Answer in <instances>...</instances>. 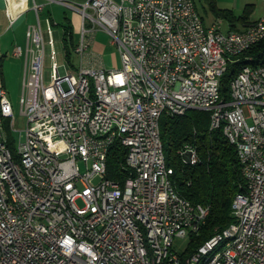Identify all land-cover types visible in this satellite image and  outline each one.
<instances>
[{
	"label": "built area",
	"instance_id": "built-area-1",
	"mask_svg": "<svg viewBox=\"0 0 264 264\" xmlns=\"http://www.w3.org/2000/svg\"><path fill=\"white\" fill-rule=\"evenodd\" d=\"M134 1L135 8H126V0L71 5L81 26L73 49L78 64L70 68L51 36L53 20L46 18L42 30L34 3L37 21L27 26L25 46L13 49L23 58V129L0 87V117H6L0 125L10 128L9 136L0 135V167L10 179L9 194L0 185V264H142L135 230L129 226V235H122L113 226V219L128 224L129 212L147 219L163 264H178L174 237L186 236L184 227L200 230L209 207L190 202L188 210H177L171 203L153 116L158 107H166V115L210 111L214 100L221 107L210 112V128L222 127L239 147L249 186L236 191L231 203L230 224L235 229L242 222L241 238L205 264H264V64L243 65L229 80V99L219 91L221 75L239 56L236 48L264 40V14L255 20L261 32L239 35L222 31L219 23L205 26L194 0ZM128 13H135V21H128ZM98 29L117 44L119 67H105L92 48ZM4 138L12 139L14 153L6 152ZM115 142L125 149L120 178L107 170ZM187 151L196 163L195 146L186 143L180 153ZM16 155L25 157L32 184L22 183ZM128 185H135L134 199H127ZM65 205H73V212H65ZM33 209H42L43 217H34ZM129 242H136L134 252H126Z\"/></svg>",
	"mask_w": 264,
	"mask_h": 264
},
{
	"label": "trees",
	"instance_id": "trees-1",
	"mask_svg": "<svg viewBox=\"0 0 264 264\" xmlns=\"http://www.w3.org/2000/svg\"><path fill=\"white\" fill-rule=\"evenodd\" d=\"M194 1L202 18L196 0ZM208 1L211 7L214 6V0ZM224 15L231 20L236 18L231 11H225ZM67 21V24L63 25L60 47L64 59L72 66L75 57L73 49L77 42H74L73 29L68 19ZM245 64H264V40L229 62L220 77L221 96L226 99L230 98L229 80ZM210 112L211 110L188 109L181 115L162 114L159 122L164 152L165 149L167 151V156L165 153L166 162L172 168L170 179L174 190L192 203H201L209 207L204 223L200 230H197L198 233L192 235L182 256L190 254L215 231L227 227L234 221L231 207L234 194L246 187L237 149L225 137L222 127L209 128ZM5 118L3 117V122ZM186 143L195 146L196 163L189 164L183 160L180 150ZM9 145L14 147L10 138ZM124 154V147L115 142L108 153V176L121 177L117 170L124 159Z\"/></svg>",
	"mask_w": 264,
	"mask_h": 264
},
{
	"label": "crops",
	"instance_id": "crops-1",
	"mask_svg": "<svg viewBox=\"0 0 264 264\" xmlns=\"http://www.w3.org/2000/svg\"><path fill=\"white\" fill-rule=\"evenodd\" d=\"M86 1L15 0L13 2L11 0H0V87L6 89L11 101L16 98L19 90H21L23 80V58L14 55L13 49L16 45L25 46L27 26L37 21L33 8L34 3L40 5L38 17L42 30H46V18L50 17L53 21H57L62 16L66 19L65 23H67V19L69 20L72 29L77 28L80 30V12L71 5L80 7ZM196 3L197 6L198 3L202 4L203 12L199 11L204 25L209 27L218 21L220 29L225 32L233 29H243L264 14V0H214V6L212 7L208 0H196ZM65 8L73 10V20L67 16ZM225 11L233 12L236 18L229 19L224 15ZM63 31L62 26V35ZM60 45L58 46L60 47ZM92 48L99 53L102 59L103 46L95 45L93 42ZM102 62L105 67H113L107 61L102 60Z\"/></svg>",
	"mask_w": 264,
	"mask_h": 264
},
{
	"label": "bare ground",
	"instance_id": "bare-ground-1",
	"mask_svg": "<svg viewBox=\"0 0 264 264\" xmlns=\"http://www.w3.org/2000/svg\"><path fill=\"white\" fill-rule=\"evenodd\" d=\"M15 2V0H11ZM126 8H135L134 0H126ZM128 21H135V13H128ZM215 23H218L215 22ZM261 32V25H255V22H251L249 25L245 26L240 30H229L227 33H235L239 35H248L251 32ZM249 48H236V55L244 52ZM249 65V64H248ZM221 107V100H214L211 102L210 110L211 112H219ZM162 114H166V107H158L153 116V131L158 140V146L160 150V167L162 175H166L167 183L171 184V203L176 206L177 210H188V203L191 201L180 196L173 188L170 175L172 173V168L167 165L166 156L161 141L160 135V117ZM222 115H229V108H222ZM0 124H4L3 117H0ZM212 129V128H211ZM0 135L9 136L8 131L5 129L4 125H0ZM237 154L239 160H241V152L238 146ZM4 149L7 153H14V147L9 145V138H4ZM185 161V160H184ZM190 163H194V159H190ZM16 164L18 166V174H20V179L23 184H32V173L29 172L28 163L23 155H16ZM243 177L246 179V187L249 186V178L243 170V163L241 162ZM0 185L2 186V194H9L10 191V179L8 177H3V170L0 167ZM136 196L135 185H128L127 187V199H134ZM65 212H73V205H65ZM34 217H43L42 209H33ZM128 224H123L122 219H113V226L117 232L122 233V235H129V226H131L136 233L139 246L141 247V262L142 264H163V258H161L155 248V244H152L151 238L148 234L147 219H142L136 212H129L127 214ZM220 229V228H219ZM197 231V230H196ZM192 227H184V234L195 233ZM198 233V232H197ZM196 233V234H197ZM221 235V236H219ZM242 235V222H235V229H232V224L227 227L215 231L210 237L202 241L200 245L196 247L190 254L182 256L178 261V264H205V261L209 258L219 256V254H224L227 247L233 242L238 241ZM219 236V237H217ZM217 237L215 240H212ZM212 240V241H211ZM211 241V243H210ZM209 246L205 248L208 244ZM205 248V249H204ZM136 250V242H129L126 244V252H134ZM166 264H176L175 262H166Z\"/></svg>",
	"mask_w": 264,
	"mask_h": 264
},
{
	"label": "rangeland",
	"instance_id": "rangeland-1",
	"mask_svg": "<svg viewBox=\"0 0 264 264\" xmlns=\"http://www.w3.org/2000/svg\"><path fill=\"white\" fill-rule=\"evenodd\" d=\"M198 7H199L198 9L201 12H203V8H202L201 3H198ZM65 11L67 12V16L73 20V17H74L73 13H72L73 10H71L70 8H65ZM65 20L66 19L63 18V16H62L60 19H57V21H53L54 24L52 26V31H53L52 37L55 40V43L57 44V46L60 45L61 40H62L61 39L62 26L65 24ZM66 22H68V21H66ZM253 22H255V21H253ZM55 23H57V24H55ZM86 24H88V22ZM233 30H239V29H233ZM73 39H74V42H78L80 39V30H78L77 28L73 29ZM112 39H113V37L108 32H106L103 29H98L95 33V36H94V44L103 46V51H102L103 55H101V56H103L102 60L107 61L109 63V65H111L113 67H119L121 65L120 53H119L117 44L112 43ZM60 53L63 55L62 50L60 51ZM239 54H241V53H239ZM64 63L66 64L67 68L71 67L68 65V63L65 60H64ZM73 63L78 64V60L76 59V57H74ZM50 73H51L50 63L46 62L44 65V81H45V83H48L50 81V79H51ZM22 79H23V77H22ZM20 97H21V90H19L16 98L12 99V105H13L14 114L16 117V127L19 129H23L25 127L24 125H25L26 118L24 117V115H22L20 113ZM4 124H6V118H5ZM4 127L8 131V135H9L10 134V128L8 127V124L4 125ZM21 137L22 138L24 137V133H22ZM10 142H11V138H10ZM165 153L167 156L166 149H165ZM241 171H242V166H241ZM242 175H243V173H242ZM244 180L246 183L245 177H244ZM245 186H246V184H245ZM77 203L80 204V201H77ZM195 233L194 232L192 234L187 233V235L183 236V237H180V236L174 237L173 242H172V249L174 251H176L177 253L182 254L186 250V248L188 247V245L191 241L192 235H194Z\"/></svg>",
	"mask_w": 264,
	"mask_h": 264
},
{
	"label": "water",
	"instance_id": "water-1",
	"mask_svg": "<svg viewBox=\"0 0 264 264\" xmlns=\"http://www.w3.org/2000/svg\"><path fill=\"white\" fill-rule=\"evenodd\" d=\"M190 151H187L186 153L183 154V159L185 160L186 163H190Z\"/></svg>",
	"mask_w": 264,
	"mask_h": 264
}]
</instances>
